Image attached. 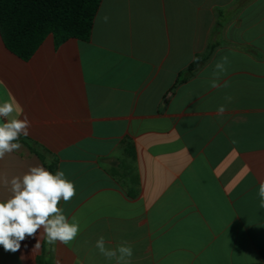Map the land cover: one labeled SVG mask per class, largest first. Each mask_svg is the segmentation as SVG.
<instances>
[{
    "label": "crops",
    "instance_id": "obj_1",
    "mask_svg": "<svg viewBox=\"0 0 264 264\" xmlns=\"http://www.w3.org/2000/svg\"><path fill=\"white\" fill-rule=\"evenodd\" d=\"M13 99L31 127L0 178L62 170L76 194L58 207L80 231L33 253L41 228L0 264H116L101 236L131 245L130 264H264V0H102L89 41L49 36L28 61L0 35Z\"/></svg>",
    "mask_w": 264,
    "mask_h": 264
},
{
    "label": "clouds",
    "instance_id": "obj_2",
    "mask_svg": "<svg viewBox=\"0 0 264 264\" xmlns=\"http://www.w3.org/2000/svg\"><path fill=\"white\" fill-rule=\"evenodd\" d=\"M105 21L107 17H104ZM227 56L221 57L215 64L217 69L226 71ZM212 87H219L217 81ZM226 86V85H225ZM230 101V97H226ZM225 106L218 107V114L225 112ZM22 112L13 99L0 104V160L6 154L20 150L21 136L27 137L31 122L26 115L23 118L13 117L12 114ZM0 183L11 193V196L0 201V246L6 252L15 253L21 248V242L28 237H35L41 228L43 232L37 238L32 252L40 248L41 235L48 244L56 242L67 245L73 241L80 231L78 222H69L63 211L58 207L61 200L70 201L76 194L72 181L65 178L62 170L55 174L41 165L32 166L22 176H13L10 180L5 176ZM259 207L264 209V182L258 189ZM95 247L108 260H115L116 264H130L133 249L126 241L116 248H107L103 236L97 239ZM24 257L21 256V259Z\"/></svg>",
    "mask_w": 264,
    "mask_h": 264
},
{
    "label": "trees",
    "instance_id": "obj_3",
    "mask_svg": "<svg viewBox=\"0 0 264 264\" xmlns=\"http://www.w3.org/2000/svg\"><path fill=\"white\" fill-rule=\"evenodd\" d=\"M102 0H0V35L8 51L30 60L49 36L56 47L69 39L87 42L91 39L96 15ZM215 47L205 56L196 57L189 74L203 59L209 58ZM20 137L19 141H22ZM33 150V145H29ZM43 159V154L39 153ZM55 174V167L48 166Z\"/></svg>",
    "mask_w": 264,
    "mask_h": 264
}]
</instances>
